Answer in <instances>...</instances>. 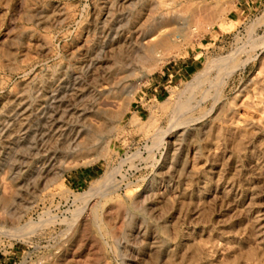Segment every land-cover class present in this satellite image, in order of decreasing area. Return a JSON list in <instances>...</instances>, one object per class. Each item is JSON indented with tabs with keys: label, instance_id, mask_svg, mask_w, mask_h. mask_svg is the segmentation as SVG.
I'll use <instances>...</instances> for the list:
<instances>
[{
	"label": "rangeland",
	"instance_id": "obj_1",
	"mask_svg": "<svg viewBox=\"0 0 264 264\" xmlns=\"http://www.w3.org/2000/svg\"><path fill=\"white\" fill-rule=\"evenodd\" d=\"M0 264H264V0H0Z\"/></svg>",
	"mask_w": 264,
	"mask_h": 264
},
{
	"label": "bare ground",
	"instance_id": "obj_2",
	"mask_svg": "<svg viewBox=\"0 0 264 264\" xmlns=\"http://www.w3.org/2000/svg\"><path fill=\"white\" fill-rule=\"evenodd\" d=\"M229 63V62H228ZM227 63V64H228ZM229 65V64H228ZM231 65V64H230ZM230 68V67H229ZM233 69V68H232ZM229 71V70H227ZM227 73V72H226ZM63 104V103H62ZM194 122V121H193ZM197 122V121H195ZM111 175V174H110ZM110 177V176H109ZM101 181V180H100ZM106 181V179H105ZM104 181V182H105ZM118 181V180H117ZM103 182V181H101ZM156 182V180H155ZM105 184V183H104ZM106 186V187H105ZM104 186L103 189L99 190L97 193L95 192L94 194H92L91 196H89L85 202V204L83 205V209L84 210H80L81 212L78 213L79 216L78 219H81L82 215H84V213H86V210H91L93 211L94 207L92 206V202L97 201L96 203V207H99L100 203L103 202L105 200V202L109 201L111 196L116 193L119 189H120V185L113 179H109L106 182V185ZM103 187V186H101ZM146 194V193H145ZM143 197V196H142ZM139 198V197H138ZM113 199V198H112ZM101 200V201H100ZM95 210V209H94ZM84 217V216H83ZM111 220V219H110Z\"/></svg>",
	"mask_w": 264,
	"mask_h": 264
}]
</instances>
